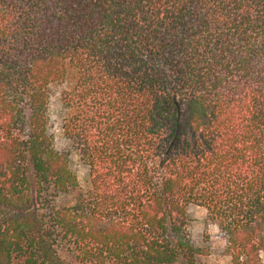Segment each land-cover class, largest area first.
Here are the masks:
<instances>
[{
    "label": "trees",
    "instance_id": "trees-1",
    "mask_svg": "<svg viewBox=\"0 0 264 264\" xmlns=\"http://www.w3.org/2000/svg\"><path fill=\"white\" fill-rule=\"evenodd\" d=\"M191 206L264 264V0H0V264H195Z\"/></svg>",
    "mask_w": 264,
    "mask_h": 264
},
{
    "label": "rangeland",
    "instance_id": "rangeland-1",
    "mask_svg": "<svg viewBox=\"0 0 264 264\" xmlns=\"http://www.w3.org/2000/svg\"><path fill=\"white\" fill-rule=\"evenodd\" d=\"M60 88L54 87L48 107V134L59 149H66L67 145L61 132L62 109L59 102ZM71 168L82 181L85 168L76 156H72ZM189 236L196 247L207 248V255L198 256L195 264H232L230 257L225 253V241L213 225H206V213L203 208L191 206L187 209Z\"/></svg>",
    "mask_w": 264,
    "mask_h": 264
}]
</instances>
